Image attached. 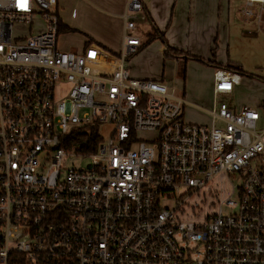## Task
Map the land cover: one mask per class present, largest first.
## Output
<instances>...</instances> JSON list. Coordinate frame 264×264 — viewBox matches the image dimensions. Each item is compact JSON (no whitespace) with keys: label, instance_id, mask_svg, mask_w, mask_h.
Returning <instances> with one entry per match:
<instances>
[{"label":"built area","instance_id":"2783aa9c","mask_svg":"<svg viewBox=\"0 0 264 264\" xmlns=\"http://www.w3.org/2000/svg\"><path fill=\"white\" fill-rule=\"evenodd\" d=\"M57 4L0 0V264H264V103L196 108L209 125L185 122L190 105L127 69L140 0H126L116 54L60 50ZM242 13L264 24V0H244ZM240 80L216 69L214 95ZM86 127L96 151L68 149Z\"/></svg>","mask_w":264,"mask_h":264},{"label":"crops","instance_id":"0c3cea01","mask_svg":"<svg viewBox=\"0 0 264 264\" xmlns=\"http://www.w3.org/2000/svg\"><path fill=\"white\" fill-rule=\"evenodd\" d=\"M140 2L144 23L151 29L148 35L157 34L159 40L155 37L146 48H139L142 50L128 65L132 78L160 81L190 107L204 104L205 109L198 108L204 111L211 110L217 103H225L235 110L244 106L261 109L264 103V30L261 28L264 24L243 15L244 0ZM70 3L73 7L66 13V23L58 12L59 27L61 32L78 34L80 48L64 47L63 50L82 52L86 45L94 44L110 53H118L126 0H71ZM60 4L58 0L57 11ZM158 61H163V66H157ZM218 66L237 69L234 72L241 76L240 84L234 86L229 95H214L213 74ZM178 75L183 79L180 83L176 79ZM204 111H200L206 117L204 124L209 125Z\"/></svg>","mask_w":264,"mask_h":264},{"label":"rangeland","instance_id":"374dc122","mask_svg":"<svg viewBox=\"0 0 264 264\" xmlns=\"http://www.w3.org/2000/svg\"><path fill=\"white\" fill-rule=\"evenodd\" d=\"M70 2H71V0H61V4H60L59 9H58L60 18L64 21V23H66L67 20H68L67 17H66V13H68L70 11V8L73 7V3H70ZM40 23L41 22H39V24ZM137 24L138 25L136 27V30L133 32V35L139 37L140 41H141V44H142L141 46H144V48H146V46L148 44H150L152 41H154L157 37L153 38V39H149L148 33L151 30L150 26L148 24H146L144 22H140V21H137ZM261 30H264V26L261 28ZM65 33H64V31L63 32L60 31L58 33L57 43H58V46L60 47L59 49L63 50V48L66 47L67 49L78 50L80 48V40H79L80 37H79V35L78 34H72V33L70 35L69 33H66V34ZM157 40H159V38H157ZM66 48H64V49H66ZM141 50H138L135 54L129 56V58L127 60V69H128V71H130L129 70L130 67H128V65L130 66V61ZM73 52H76V51H73ZM190 59H192V60H194V61H196V62H198L200 64H206V63H203V61L200 58L195 57V56H190ZM163 64H164L163 61H158L156 63V65L159 66V67L163 66ZM164 75H166V74H164ZM176 79H177L178 83H180V81L183 80L181 75L180 76L178 75L176 77ZM168 91L171 92V89L168 88ZM221 99H222V97H219V101ZM202 105H199V107L198 106H196V107L197 108H201V109L202 108L205 109V105L204 104H202ZM183 109H184L183 110V120L185 122L194 123V124H200V125L206 123L205 122L206 117L204 116L205 114L200 112L198 109L192 108L190 106L183 107ZM98 128H99V135L102 138V142H106L109 139L110 135H111V132L113 130V126L110 125V124L105 123V124H101ZM137 136L140 139L149 137L148 135H145L143 133H139ZM86 163H87V160L81 161L79 159H65L64 166H65L66 169L79 168L80 166H85ZM232 184H234V185L237 184V180L232 178L231 179V185ZM219 186H220V183L219 184H214V185H212V188H214V189L218 188V191L221 192ZM223 191H224V195L225 196L230 194L231 186H230L229 182L227 184H224ZM203 197H204L203 195L192 196V197L189 198L188 202L200 204V202L202 201ZM209 201L210 200L208 199L206 201V203H209ZM163 205L166 206V207L173 208L174 205H175V201H174V199H172L170 201L164 202ZM221 211L223 213H225V214H229L231 210L228 209L226 206H224V207H222Z\"/></svg>","mask_w":264,"mask_h":264},{"label":"trees","instance_id":"16d2710c","mask_svg":"<svg viewBox=\"0 0 264 264\" xmlns=\"http://www.w3.org/2000/svg\"><path fill=\"white\" fill-rule=\"evenodd\" d=\"M68 31H70L67 28ZM61 31V28L59 27V32ZM156 36H149V39H153ZM218 69H224L221 68V66H218ZM228 71H236L237 69H224ZM237 73V72H236ZM95 128L92 127H86L82 129H75L72 131V133L68 136L67 139V148L73 149L80 154L89 155L91 153H94L96 151L97 146L99 145L100 139L95 131Z\"/></svg>","mask_w":264,"mask_h":264}]
</instances>
